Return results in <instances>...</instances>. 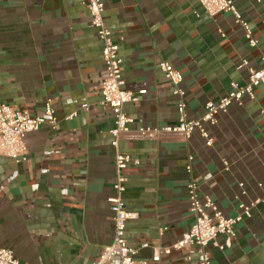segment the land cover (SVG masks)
<instances>
[{"label":"crops","instance_id":"crops-1","mask_svg":"<svg viewBox=\"0 0 264 264\" xmlns=\"http://www.w3.org/2000/svg\"><path fill=\"white\" fill-rule=\"evenodd\" d=\"M233 1L257 48L248 45L231 14L210 18L197 0L106 1L104 19L120 43L126 89L138 98L124 109L134 121L132 131L178 122V98L162 62L183 75L190 121L231 84H247L248 68L237 70L242 61L261 67L264 2ZM85 2L0 0V104L42 117L51 101L58 121L56 130L44 126L27 136V162L0 156V249L12 251L21 264H95L114 238V116L102 103L103 45ZM254 94L206 127L211 147L198 133L188 142L165 134L120 141L131 158L123 199L136 215L126 239L138 250L137 261L151 262L156 248L172 246L190 230L187 186L193 180L202 201L210 198L227 218L239 214L240 204L262 201L238 225L230 247L208 248L212 264H264V87ZM226 241L217 239L221 246ZM160 264L197 262L178 251Z\"/></svg>","mask_w":264,"mask_h":264},{"label":"built area","instance_id":"built-area-1","mask_svg":"<svg viewBox=\"0 0 264 264\" xmlns=\"http://www.w3.org/2000/svg\"><path fill=\"white\" fill-rule=\"evenodd\" d=\"M106 1L86 0L85 2L90 14L91 26L95 29L97 37L103 45L102 58L106 78L101 86L102 103L110 107L114 116V127L110 131L112 138L110 145L115 151L116 181L113 186L115 195L109 199L114 238L112 244L103 250L95 264H112L114 259H117L115 264H160L164 257L178 251L185 252L188 261H192L194 257L197 264H212L208 248L212 245L223 251L230 247L238 225L244 220L250 219L252 210L262 201L255 200L249 205L240 204L239 214L234 218H227L210 198L206 197L202 201L198 184L191 180L187 186L190 214L194 219L190 230L172 246L156 248L151 262L137 261L138 250L131 248L126 239L127 223L133 220L136 215L127 210L123 199L127 184L124 172L127 170L131 158L121 152L120 141L124 138L132 141H151L165 134L179 135L185 142H188L195 133H198L206 141V145L211 147L213 140L206 127L216 126L218 118L227 114L231 106L241 105L244 97L254 100V90L264 87V57L261 59L259 69H252L249 67L248 61H242L237 70L248 68L247 84L245 86L231 84L226 95L216 103H207L203 116L195 121H190L187 118L185 92L182 88L183 75L170 64L162 62L159 68L172 85V95L178 98V122L174 126L165 128L147 127L132 131L131 125L134 121L125 114L124 109L128 104L137 103L138 98L126 89V83L122 76L123 60L120 57V43L114 38V33L108 28L104 19ZM257 2L263 3L264 0H257ZM197 3L210 18L220 14H231L235 18L236 24L244 31L248 45L251 48L258 47L259 42L253 38L249 24L243 20L233 0H197ZM83 110L87 111V106H84ZM76 117L77 113H74L66 120L72 121ZM44 126H49L52 130H56L58 127L51 101L45 104L42 117H32L27 112L0 104V156L13 159L16 163L27 162L26 138L29 134L39 132ZM192 162L193 158L190 157L186 168L189 174L192 172ZM225 166L228 164L225 163ZM164 231V229L160 230L161 233ZM219 236H226L227 241L224 246L217 243ZM146 248H148V244L141 246V249ZM0 264L21 263L14 257L12 251L0 249Z\"/></svg>","mask_w":264,"mask_h":264}]
</instances>
